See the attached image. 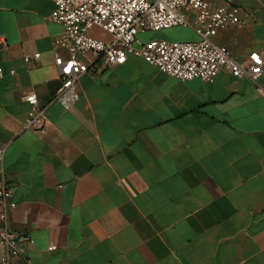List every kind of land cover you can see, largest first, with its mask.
<instances>
[{"label":"crops","instance_id":"obj_1","mask_svg":"<svg viewBox=\"0 0 264 264\" xmlns=\"http://www.w3.org/2000/svg\"><path fill=\"white\" fill-rule=\"evenodd\" d=\"M214 42L239 63L264 55V0ZM47 0H0V148L22 264H264V74L222 71L180 82L141 57L104 67L90 55L69 110ZM140 33L194 42L191 27ZM40 54L38 60L25 57ZM34 93L47 119L26 130ZM1 212V209H0ZM50 247H55L52 251ZM1 259V250H0Z\"/></svg>","mask_w":264,"mask_h":264},{"label":"built area","instance_id":"obj_2","mask_svg":"<svg viewBox=\"0 0 264 264\" xmlns=\"http://www.w3.org/2000/svg\"><path fill=\"white\" fill-rule=\"evenodd\" d=\"M55 5L49 21L60 24L64 34L54 42L55 49L63 48L67 58L55 61L61 88L54 98L69 110L81 98L79 81L88 71L83 57L90 55L104 67L126 63L128 56L141 57L165 75L180 82L195 79L213 83L227 71L235 78L258 80L264 74V55L256 51L248 54L245 63H239L231 51L214 42L219 31L242 29L250 14L234 0H47ZM176 27H191L199 40L170 42L153 40L141 43L138 35L159 32ZM94 28L108 36L98 39L90 35ZM40 54L25 57L26 62L38 60ZM0 70V75H1ZM31 110L26 130L43 132L47 119L34 93L26 98ZM5 148H0V264H22V239L8 228V214L16 208L12 189L5 179L3 160ZM33 244L32 240H28ZM55 247H50L52 251Z\"/></svg>","mask_w":264,"mask_h":264},{"label":"rangeland","instance_id":"obj_3","mask_svg":"<svg viewBox=\"0 0 264 264\" xmlns=\"http://www.w3.org/2000/svg\"><path fill=\"white\" fill-rule=\"evenodd\" d=\"M181 28H172L171 30H168L169 33H177ZM147 33H150V32H147ZM90 35L95 37V38H98V39H107L108 36L105 32H103L102 30L100 29H97V28H94L90 31Z\"/></svg>","mask_w":264,"mask_h":264}]
</instances>
